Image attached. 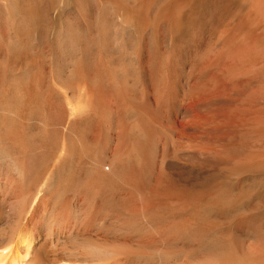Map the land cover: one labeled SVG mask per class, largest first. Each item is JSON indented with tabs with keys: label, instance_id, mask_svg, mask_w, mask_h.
<instances>
[{
	"label": "bare ground",
	"instance_id": "6f19581e",
	"mask_svg": "<svg viewBox=\"0 0 264 264\" xmlns=\"http://www.w3.org/2000/svg\"><path fill=\"white\" fill-rule=\"evenodd\" d=\"M0 264H264V0H0Z\"/></svg>",
	"mask_w": 264,
	"mask_h": 264
},
{
	"label": "rangeland",
	"instance_id": "374dc122",
	"mask_svg": "<svg viewBox=\"0 0 264 264\" xmlns=\"http://www.w3.org/2000/svg\"><path fill=\"white\" fill-rule=\"evenodd\" d=\"M242 9V10H241ZM239 10V11H238ZM241 11V12H240ZM246 12H247V7L245 6H243V7H240V8H229V9H227V11H225L224 12V14H222L221 15V17H219V20L218 21H220V22H218V25L219 26H214V27H212V26H210V27H208L207 28V32H206V34H205V38H206V40L207 41H210V40H216V37H217V39L219 38V36H220V33H221V30H223V29H226V28H235L236 27V23H238V20H239V18L240 17H242L243 15H245L246 14ZM238 13V14H237ZM243 14V15H242ZM233 17H232V16ZM236 17H235V16ZM229 16V17H228ZM224 19H223V18ZM226 19V20H225ZM234 22H233V21ZM232 22V24H231V22ZM224 23V24H223ZM229 23V24H228ZM226 24H228V25H226ZM216 27H219L218 29H216ZM224 27V28H223ZM159 29H157V31H156V33L154 34V36L157 38V39H160L159 41H164V39H165V41L168 39V35H167V26L165 25V24H161L159 27H158ZM223 28V29H222ZM164 29V30H163ZM165 29H166V31H165ZM212 29V30H211ZM218 30V31H217ZM164 31V32H163ZM215 31V32H214ZM163 32V33H162ZM212 33V34H211ZM150 34V33H149ZM211 34V35H210ZM216 34H217V36H216ZM151 35V34H150ZM150 35H149V37H150ZM213 37H215V38H213ZM213 38V39H212ZM254 80V81H253ZM249 81V82H248ZM253 82V83H252ZM234 83V84H233ZM256 83V84H255ZM236 84H237V87H235L236 86ZM254 84V85H253ZM235 85V86H234ZM230 86H231V88H232V90L234 91V96H235V94H236V96L234 97L233 96V98H235V100H239L240 99V101L241 102H243V105H247V104H249L250 105V103H252L253 101H255V99L256 98H258L259 97V95H260V88H259V86L260 85H258V79L256 78V77H247L246 79H244V78H241V79H238V80H235V82H232L231 84H230ZM248 86V87H247ZM256 86V87H255ZM238 88V89H237ZM253 88H254V90H253ZM247 89V90H246ZM248 90H250V92L248 91ZM235 91L237 92V93H235ZM242 93H241V92ZM256 91V92H255ZM246 92H248V93H246ZM238 94H240V95H238ZM252 95V96H251ZM257 95V96H256ZM248 96L250 97L251 96V98L250 99H248ZM254 96V97H253ZM236 97H237V99H236ZM239 97V98H238ZM245 98V100H244V98ZM241 98H242V100H241ZM247 98V99H246ZM248 101V103H247V101ZM252 100V101H251Z\"/></svg>",
	"mask_w": 264,
	"mask_h": 264
}]
</instances>
